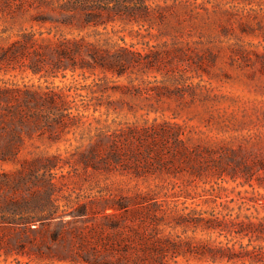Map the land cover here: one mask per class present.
<instances>
[{"label":"rangeland","instance_id":"374dc122","mask_svg":"<svg viewBox=\"0 0 264 264\" xmlns=\"http://www.w3.org/2000/svg\"><path fill=\"white\" fill-rule=\"evenodd\" d=\"M246 248L264 0H0V264H264Z\"/></svg>","mask_w":264,"mask_h":264},{"label":"trees","instance_id":"16d2710c","mask_svg":"<svg viewBox=\"0 0 264 264\" xmlns=\"http://www.w3.org/2000/svg\"><path fill=\"white\" fill-rule=\"evenodd\" d=\"M208 221H209V224L212 223V220L208 219ZM250 224H252V223H250ZM258 224L262 225V223H258ZM178 244L179 243H177V242H170L171 247H174V249H175V247L178 246ZM153 248L161 250L162 246L159 245L158 243H153ZM228 253L229 254H227V257L231 258L232 254H230V252H228ZM236 255H238V256H247V257L250 258L251 261H253V260L262 259L264 257V251L263 250H259L257 248L256 249H252V248L247 249L246 248V250L243 253L236 254Z\"/></svg>","mask_w":264,"mask_h":264}]
</instances>
